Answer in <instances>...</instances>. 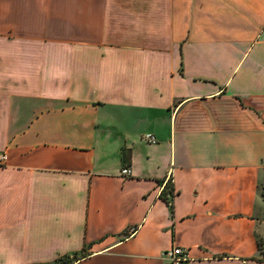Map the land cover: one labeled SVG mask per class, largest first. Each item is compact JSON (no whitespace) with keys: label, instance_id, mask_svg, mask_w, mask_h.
Returning <instances> with one entry per match:
<instances>
[{"label":"crops","instance_id":"1","mask_svg":"<svg viewBox=\"0 0 264 264\" xmlns=\"http://www.w3.org/2000/svg\"><path fill=\"white\" fill-rule=\"evenodd\" d=\"M0 152V264H264V0H0Z\"/></svg>","mask_w":264,"mask_h":264},{"label":"built area","instance_id":"2","mask_svg":"<svg viewBox=\"0 0 264 264\" xmlns=\"http://www.w3.org/2000/svg\"><path fill=\"white\" fill-rule=\"evenodd\" d=\"M145 140L151 143H155L157 141L156 137L151 134L145 135ZM7 162V154L6 152H0V168L4 167ZM123 175H131L130 166L126 165L122 169ZM171 183V184H170ZM169 184L172 186L173 179L172 176H167L163 184L161 185V192H164L166 188H169ZM170 190L175 192V188L172 186ZM164 255L166 256L167 262L166 264H188L192 258L190 254V250L187 247L181 245H175L171 247L169 250L165 251Z\"/></svg>","mask_w":264,"mask_h":264},{"label":"rangeland","instance_id":"3","mask_svg":"<svg viewBox=\"0 0 264 264\" xmlns=\"http://www.w3.org/2000/svg\"><path fill=\"white\" fill-rule=\"evenodd\" d=\"M260 194L264 200V183L260 186ZM259 238H258V243L260 246L259 250V259L264 257V213L261 217V228H260V233H259ZM259 248V247H258Z\"/></svg>","mask_w":264,"mask_h":264},{"label":"trees","instance_id":"4","mask_svg":"<svg viewBox=\"0 0 264 264\" xmlns=\"http://www.w3.org/2000/svg\"><path fill=\"white\" fill-rule=\"evenodd\" d=\"M261 188V187H260ZM170 192H172L171 190H170ZM259 250H260V246H259ZM260 260H263L264 261V257L263 258H260Z\"/></svg>","mask_w":264,"mask_h":264}]
</instances>
